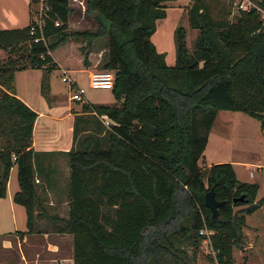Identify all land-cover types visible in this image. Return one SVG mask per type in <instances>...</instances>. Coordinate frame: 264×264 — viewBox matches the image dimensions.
<instances>
[{"label": "trees", "instance_id": "trees-1", "mask_svg": "<svg viewBox=\"0 0 264 264\" xmlns=\"http://www.w3.org/2000/svg\"><path fill=\"white\" fill-rule=\"evenodd\" d=\"M166 1L86 0L97 28L69 30L68 0H51L47 45L33 42L29 22L0 28V47L19 51L18 60L0 64V197L15 165L12 198L26 212L23 233L33 229L37 203L31 147L37 113L14 94V71L40 68L47 97L56 67L48 51L68 39L106 37L100 68L113 71L117 103L83 106L109 120L107 144L93 147L90 140L66 152L69 208L60 229L72 234L74 264H160L162 255L175 257L173 237L196 250L203 227L213 230L215 264H235L246 214L264 202V195L256 200L258 184L239 180L231 162H199L217 111H244L264 125V0L238 8L234 18V0H223L218 13L207 0H191L185 15L198 34L189 50L185 27L176 26L173 65L150 39ZM210 188L225 201L219 216L204 204Z\"/></svg>", "mask_w": 264, "mask_h": 264}, {"label": "crops", "instance_id": "crops-1", "mask_svg": "<svg viewBox=\"0 0 264 264\" xmlns=\"http://www.w3.org/2000/svg\"><path fill=\"white\" fill-rule=\"evenodd\" d=\"M190 2L191 0H168L164 2L166 15L156 20L155 30L150 36L156 50L165 54L167 65L175 63L174 30L178 25L179 18L185 15V7ZM1 4L2 0H0V6ZM69 7L71 9L67 20L69 30H95L97 28L95 19L86 12V0L84 5L81 4L75 8L73 4H69ZM26 15L27 17L21 21L24 22L22 25L17 23L18 21L13 14H3L0 11V28H21L27 25L30 19L29 0ZM86 40L82 38L68 39L48 51L56 63L53 71L60 69L77 86L82 85L84 81L89 83L90 74L101 69L102 54L106 51L104 47L94 48L97 46L96 38L92 39L89 46L85 44ZM2 50L7 51L9 49L0 47V59L4 58L1 55ZM84 57H86V61H84ZM42 73L40 68L29 67L14 71L12 82L14 94L37 113L31 141V147L35 151L33 165L37 203L34 211L33 229L30 232L23 233L22 231L26 229H18L21 231L14 233L9 228V245L5 243L0 246L3 249L9 248V261H0V264H74L72 234L60 229L63 227V220L68 217L69 208V166L66 152L70 149H83L86 143L93 139L90 138L92 137L91 134H88L95 132L93 131L92 115L101 117V119L106 117L97 115L93 110H85L83 103L91 104L92 102L87 98L82 101L71 99L68 85L62 88L57 87L54 82L55 74L52 73V70L49 74L48 95L47 97L43 96L40 92ZM2 89L4 87L0 85V91ZM108 100L112 102L110 104L117 103L116 99L114 102L111 99ZM103 104L106 103L103 102ZM110 104L108 103V105ZM223 111L231 110L217 111L208 137L215 125H225L224 122H228L227 119L232 116ZM226 161L231 162L233 167L240 163L245 164V167L250 164L246 161L240 162L226 158H216L212 163ZM209 164L211 162L207 163V165ZM13 168L15 165L11 167L9 172L6 193L9 183L7 201L11 218L14 221L15 211H19V206H17L19 204L14 202L12 198L15 191L18 190V186L12 188ZM63 186L67 189L64 197L60 190V188L63 189ZM2 203L0 201V207ZM36 226H39L38 229ZM14 228H16L15 225ZM243 233L245 242L243 249L233 251L235 264V255L242 257L243 264H245L250 250L264 251V239H259L257 228L247 224L246 217ZM12 253L14 258H11ZM263 256V253L258 255L262 264H264V259L261 260Z\"/></svg>", "mask_w": 264, "mask_h": 264}, {"label": "rangeland", "instance_id": "rangeland-1", "mask_svg": "<svg viewBox=\"0 0 264 264\" xmlns=\"http://www.w3.org/2000/svg\"><path fill=\"white\" fill-rule=\"evenodd\" d=\"M213 6V12L218 13L224 6L223 0H207ZM70 2V0H69ZM242 3L244 6L250 7L255 4V0H234L231 6V12L229 14L230 18H234L237 13V9L240 8L239 4ZM73 4V7H78V5ZM28 5V0H2L0 6V11L5 14H13L18 24L24 20L26 15V9ZM102 22L104 20L102 19ZM178 24H181L186 29V45L189 50L192 49L194 40L198 34V30L188 26V20L186 15H183L179 18ZM23 25V24H22ZM90 42L92 39H88ZM97 46L94 48L99 49L104 47L106 50V37L101 36L97 37L96 40ZM86 43V42H85ZM21 53V52H20ZM19 51H10L2 50L1 55L3 59H0V64L9 66L10 61H16ZM103 56V54H102ZM11 66V65H10ZM54 72V82L57 87H66L69 84L67 82L61 81V75H63L60 69L52 70ZM81 87L84 88L83 99L87 98L92 101L91 103H106L110 104L108 99L115 101L111 88H93L89 86L87 81H84ZM70 92H73V89H70ZM79 101H82L79 100ZM230 116L227 121L224 122L225 125L218 124L215 125L214 130L211 131L208 137V143L205 146L203 155L200 158L199 162L205 166L208 162L214 161L216 158H226L234 159L240 162L246 161L249 162V166L245 167L243 163L235 165L236 176L239 180H246L248 182H254L258 184V190L256 193V200L264 195V125H262L259 119L251 116L250 114L244 111H223ZM93 116V133L91 134L90 142H92L93 147H105L107 134L110 130L109 123L106 122V118L101 119V117ZM86 139V138H85ZM229 162V161H226ZM253 166V167H252ZM250 171L252 174H250ZM12 180L14 189L17 185L16 178V166L13 168ZM9 181V180H8ZM60 188L61 195L64 197L67 193L65 187ZM7 193H9V183L7 186ZM7 193L4 196L0 197V201L3 202L0 207V246L1 244L7 243L9 245V228L11 232L21 231L18 229H26V212L23 205L19 204V211H15V220L11 218V211L9 209L7 201ZM242 206H236L234 209L240 208ZM247 224L253 225L257 228V233H259V239H264V202L253 212L246 214ZM186 224H190L189 219H184ZM14 225L16 228H14ZM39 226H36L38 229ZM175 236V235H174ZM173 237V235H171ZM8 239V240H7ZM174 246L177 248L174 252L173 257L171 254H165L160 256V264H174L175 261L180 264H215V261L212 259L213 251L211 248L201 240L198 244L196 250L193 249L192 245L188 240H179L173 237ZM245 244V242H244ZM14 252V250H12ZM264 251H259L258 249H252L248 253L247 262L245 264H262L260 262V256ZM264 257V256H263ZM261 257V260L264 258ZM11 258H14V254H11ZM236 264L242 262L243 258L235 255ZM0 261H9V248L3 249L0 247ZM152 262V261H151Z\"/></svg>", "mask_w": 264, "mask_h": 264}, {"label": "built area", "instance_id": "built-area-1", "mask_svg": "<svg viewBox=\"0 0 264 264\" xmlns=\"http://www.w3.org/2000/svg\"><path fill=\"white\" fill-rule=\"evenodd\" d=\"M51 0H29V34L33 36V42H43L45 45L48 43V39L44 34V27L47 23V20L50 18L49 12L51 10L50 5ZM74 4L84 5L85 0H70ZM69 2V0H68ZM69 2V4H71ZM241 9H248L249 7L244 6L242 3L239 4ZM252 6V5H251ZM59 19L54 20V25H59ZM62 81L69 84V89H73V92L70 93V97L73 100H84L83 93L84 88L77 86L75 82L66 74H63L61 77ZM114 74L112 70L99 69L90 74L89 77V86L93 88H111L113 85ZM106 122H110L106 119ZM250 174L251 171H250ZM213 233V230H210L206 227H203L199 230V234L204 235L202 239L207 245L211 248L210 243V234ZM212 250V249H211Z\"/></svg>", "mask_w": 264, "mask_h": 264}, {"label": "water", "instance_id": "water-1", "mask_svg": "<svg viewBox=\"0 0 264 264\" xmlns=\"http://www.w3.org/2000/svg\"><path fill=\"white\" fill-rule=\"evenodd\" d=\"M90 40H86V45H90ZM242 195H240L238 197V199H242ZM236 199V198H235ZM234 199V200H235ZM225 203L224 200H218L215 197V192L213 190V188H210L209 190H207L204 194V204L209 208V210L211 211V214L213 216H219L220 212H219V207L222 206Z\"/></svg>", "mask_w": 264, "mask_h": 264}]
</instances>
